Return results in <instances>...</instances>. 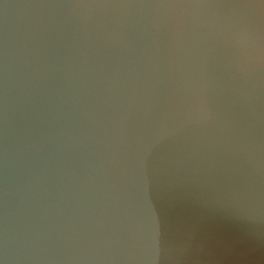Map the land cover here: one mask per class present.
Segmentation results:
<instances>
[{"label": "water", "instance_id": "obj_1", "mask_svg": "<svg viewBox=\"0 0 264 264\" xmlns=\"http://www.w3.org/2000/svg\"><path fill=\"white\" fill-rule=\"evenodd\" d=\"M0 264H264V0H0Z\"/></svg>", "mask_w": 264, "mask_h": 264}]
</instances>
